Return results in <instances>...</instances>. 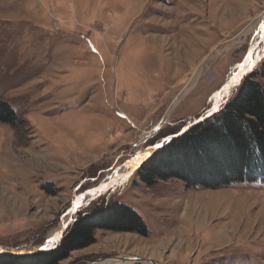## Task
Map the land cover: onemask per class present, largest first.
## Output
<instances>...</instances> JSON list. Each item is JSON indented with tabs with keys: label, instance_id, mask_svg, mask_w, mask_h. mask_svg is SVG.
Here are the masks:
<instances>
[{
	"label": "rangeland",
	"instance_id": "374dc122",
	"mask_svg": "<svg viewBox=\"0 0 264 264\" xmlns=\"http://www.w3.org/2000/svg\"><path fill=\"white\" fill-rule=\"evenodd\" d=\"M262 15L264 0H0V97L22 121L0 124V249L47 244L77 200L210 113ZM263 64L264 41L243 80ZM144 162L45 251L80 214L118 204L148 235L98 230L60 264H264V184L149 187Z\"/></svg>",
	"mask_w": 264,
	"mask_h": 264
},
{
	"label": "trees",
	"instance_id": "16d2710c",
	"mask_svg": "<svg viewBox=\"0 0 264 264\" xmlns=\"http://www.w3.org/2000/svg\"><path fill=\"white\" fill-rule=\"evenodd\" d=\"M264 64L249 73L215 116L195 126L148 158L138 169L142 182L179 179L189 188L219 190L264 184ZM0 124L22 121L0 97ZM98 230L148 235L142 218L125 205L96 207L80 214L53 250L32 255H0V264H60L72 252L94 244Z\"/></svg>",
	"mask_w": 264,
	"mask_h": 264
},
{
	"label": "bare ground",
	"instance_id": "6f19581e",
	"mask_svg": "<svg viewBox=\"0 0 264 264\" xmlns=\"http://www.w3.org/2000/svg\"><path fill=\"white\" fill-rule=\"evenodd\" d=\"M264 15H262L260 18L256 19L255 23L252 25L251 29L247 33L248 35L252 36V41L249 44V52L248 55H246V59L244 64L236 70L232 78L229 80L228 89L221 93L220 95H217L214 98V109L216 110L218 106L220 105L222 99L224 98L225 95H227L230 91L231 88L236 87L239 85V83L243 80L244 76L256 65L259 57V52L261 49V45L264 41V20H263ZM203 71L200 69L198 73L196 74L194 80L192 81L191 85L183 91L179 96L176 97L174 100V106H177L182 98H185L189 92L193 89L194 85H196L197 81L201 77ZM173 106V105H172ZM173 108V107H172ZM213 109V110H214ZM172 113V112H171ZM149 154H145L138 158L137 160L127 164L124 166L122 169H120L118 172L115 173V175L108 179L103 185L99 188L96 189L95 191L87 194L84 196L82 199L77 200L73 206V208L70 210L68 216L63 220L57 229L53 231L51 234L50 241L47 243L45 248H50L52 247L55 243L59 242L61 239L64 231L67 229V227L73 222L74 217L76 214L83 208L87 207L91 202L97 200L105 191L110 190L113 186H115L121 179L124 177H127L129 175L130 169H134V166L138 163H140L142 160L146 159ZM230 236V235H229ZM136 259L134 257H129V256H122L119 257L118 259H113V260H108L99 264H133ZM147 262H152L150 260H146ZM94 264V263H93Z\"/></svg>",
	"mask_w": 264,
	"mask_h": 264
},
{
	"label": "water",
	"instance_id": "95a60500",
	"mask_svg": "<svg viewBox=\"0 0 264 264\" xmlns=\"http://www.w3.org/2000/svg\"><path fill=\"white\" fill-rule=\"evenodd\" d=\"M228 89V85L224 86L223 89L219 92L218 95H220L221 93H223L224 91H226ZM220 106H218V108L215 110H212L210 113L204 115L203 117L199 118L196 122L188 125L181 133H179L178 135L176 136H173L171 137L170 139H168L163 145H161L160 147H157L155 149H153L151 151V153L149 154V156L147 157L150 158L153 153H155L156 151H158L159 149L163 148L164 146L170 144L173 140L181 137L182 135H184L187 131L191 130L193 127L197 126V125H200L201 123L205 122L206 120H208L209 118L213 117L216 113H218L219 109H220ZM147 159H144L142 161H146ZM141 161V162H142ZM139 165L136 164L134 166V169H136V167ZM134 169L132 171H134ZM45 245L47 244H43V245H40V246H28V247H25L24 249H19V250H12V251H8L6 249H0V255L2 254H7V255H16V256H23V255H32V254H36V253H39V252H43L46 250L45 248ZM133 264H156L154 262H147L145 260H141V259H136V261L133 263Z\"/></svg>",
	"mask_w": 264,
	"mask_h": 264
}]
</instances>
